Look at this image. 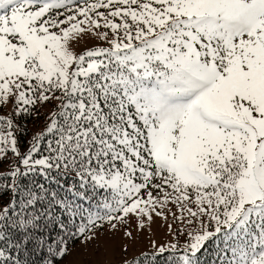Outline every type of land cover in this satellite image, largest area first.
Instances as JSON below:
<instances>
[{
  "label": "snow or ice",
  "instance_id": "obj_1",
  "mask_svg": "<svg viewBox=\"0 0 264 264\" xmlns=\"http://www.w3.org/2000/svg\"><path fill=\"white\" fill-rule=\"evenodd\" d=\"M0 264H264V0H0Z\"/></svg>",
  "mask_w": 264,
  "mask_h": 264
},
{
  "label": "rangeland",
  "instance_id": "obj_2",
  "mask_svg": "<svg viewBox=\"0 0 264 264\" xmlns=\"http://www.w3.org/2000/svg\"><path fill=\"white\" fill-rule=\"evenodd\" d=\"M156 240L158 243L163 242L164 240L167 239L165 231L163 228L157 229L156 232ZM138 249L139 250H148L151 251V249L148 246V240L146 237L142 238V240L140 241L139 245H138ZM105 257L102 255H97L94 256L93 259L98 260V261H102Z\"/></svg>",
  "mask_w": 264,
  "mask_h": 264
},
{
  "label": "trees",
  "instance_id": "obj_3",
  "mask_svg": "<svg viewBox=\"0 0 264 264\" xmlns=\"http://www.w3.org/2000/svg\"><path fill=\"white\" fill-rule=\"evenodd\" d=\"M29 126L31 127V123H30ZM166 256H167V253H165L162 257H158V261H159V260H162V259H164V258H166Z\"/></svg>",
  "mask_w": 264,
  "mask_h": 264
}]
</instances>
